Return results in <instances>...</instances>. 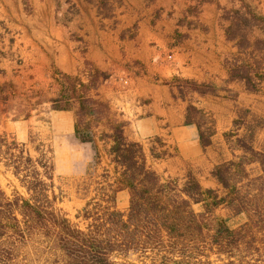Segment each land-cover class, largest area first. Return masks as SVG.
<instances>
[{"label":"trees","instance_id":"obj_1","mask_svg":"<svg viewBox=\"0 0 264 264\" xmlns=\"http://www.w3.org/2000/svg\"><path fill=\"white\" fill-rule=\"evenodd\" d=\"M225 18V36L236 47L225 61L228 77L249 92L258 91L264 82V13L242 3L228 9ZM56 74L60 89L50 99L51 108L72 110L75 139L93 149L92 189L76 213L84 226L58 207L50 150L38 144L33 155L26 142L0 134V161L24 189L7 194L0 186V264H16L29 243L45 245L55 264H264V142L256 144L260 124L253 126L241 115L223 132L231 156L210 170L216 187H204L191 168L181 177H162L149 166L143 144L125 135L126 121L90 93L102 73L95 71L87 82L78 74ZM171 79L182 98L214 92L207 82ZM184 123L196 127L201 148L211 144L215 122L191 98ZM149 151L153 158L166 152ZM104 154L112 173L97 172ZM253 163L258 166L254 175L248 168ZM121 189L129 195L124 211L116 205ZM219 208L229 215H217Z\"/></svg>","mask_w":264,"mask_h":264},{"label":"crops","instance_id":"obj_2","mask_svg":"<svg viewBox=\"0 0 264 264\" xmlns=\"http://www.w3.org/2000/svg\"><path fill=\"white\" fill-rule=\"evenodd\" d=\"M72 2L79 14L67 20L66 0H0V100L8 101L15 95V89L24 88L30 94L27 100L33 102L41 93L40 88H33L42 87L47 80H53L54 90H58V78L51 74V66L76 74L82 60L79 43L83 37L88 44L87 58L96 68L108 73L90 93L108 102L111 111L115 107L122 113L127 138L142 143L145 152L150 146L158 152L167 151L169 147L164 142L173 144L174 151H167L162 158L146 153L148 164L150 159L154 160L151 168L158 174L177 168L185 173L191 168L197 171L202 184L200 168L207 166L208 179L216 185L210 175L211 151L220 124L217 123L211 144L201 148L196 127L184 123L187 98L180 97L167 81L175 75L201 81L207 80L206 75L215 77L216 72L227 74L224 61L236 47L225 36L228 20L223 12L241 3L250 4L245 0H121L115 28H98L95 32V0ZM139 3L149 11L142 18ZM86 8L90 28L82 23ZM115 8L107 14L111 18L115 17ZM156 12H159L157 17ZM135 22L137 30L131 33L125 30ZM165 54L171 59L164 60ZM17 56L23 59L21 65L16 62ZM15 65L19 69L13 68ZM42 96L36 103L48 101L45 94ZM221 100L226 105V99ZM214 101L199 97L196 104L207 110L215 106ZM223 109L226 111L227 106ZM59 116L65 121L56 123L54 135H73L71 112L61 110ZM156 137L164 141L157 149L152 142ZM64 148V144L55 145L57 158ZM120 192H125L126 205L129 197L127 189L119 190L118 208Z\"/></svg>","mask_w":264,"mask_h":264},{"label":"rangeland","instance_id":"obj_3","mask_svg":"<svg viewBox=\"0 0 264 264\" xmlns=\"http://www.w3.org/2000/svg\"><path fill=\"white\" fill-rule=\"evenodd\" d=\"M72 1L73 0H66L67 8L65 15L67 20H72L74 15L79 14L77 6H75ZM101 1L106 3L105 8L100 6ZM245 1H247L255 11L264 13V0ZM120 6L121 0H95V32L98 28H103L105 30L115 28L118 21L117 14ZM138 6L141 9L140 14H143L140 18L149 13V11L141 3H139ZM113 7H116V12L115 17L111 18V15L107 14H109L110 9ZM158 13L159 12L155 13V17H157ZM225 13L226 11L223 12L224 18ZM82 23H85L86 27L89 26L90 14L88 8H86L85 12L83 13ZM221 26H223L222 23ZM137 28L138 25L135 22L127 26L125 30L131 33L137 30ZM87 45V40L81 37L79 51L81 53L82 60L76 74L79 75L81 81L87 82L90 78V75L94 74L95 71H99L103 74V76L99 78L100 82L102 79L108 76V73L96 68L95 65L87 58ZM234 53L235 52L229 54L227 59L231 60ZM165 56L166 58H164V60L171 59L169 58V54H165ZM15 59L18 65L23 63L21 56H17ZM227 59H225V61ZM156 60L158 61V59ZM13 68L16 70L19 69L16 65ZM56 71L62 72L53 64L51 66V74H55V76H57ZM14 73H16L15 70H13V74ZM206 76H208L205 78L207 80L196 81L207 82L213 87L214 92H208L206 94L192 92L191 94H186V98L187 101L189 98H191V101L194 105L201 108L205 113H208L213 118L215 122V128L217 127V123L218 125L220 124V130H218V133L214 135L213 149L211 148V161L212 164H214V162H218L231 156L222 134L225 130H228L232 127V121L237 116L245 115V120L250 122L253 126L260 124L261 126H257L256 129V144L259 145V143L261 144L264 142V82L258 91L249 92L245 90L241 81L230 80L228 77V70L227 74L216 72L215 77H211L210 75ZM171 81L172 79L168 80L167 83L173 85L178 93L176 85ZM54 83L55 82L53 80H47V82L42 87L37 88V86H35L33 89L40 88L38 91H41V93L37 94L38 98L34 99L33 102L27 100L30 94H28L24 88L15 89V95L13 96L12 94L8 101L0 100V134L6 133L15 137V139L18 141L26 142L27 148L33 155L36 154L34 147L38 144H42L45 150H50L52 161L54 163L55 184L57 186L56 192L60 198L58 207L72 222L78 224L80 227H83L84 223L76 217V213L78 209L85 203V200L89 197V192L92 189L93 180L95 177V166L92 164L93 149L90 144L79 143L72 134H63V136L54 135L53 127L56 125V123L65 121V118L59 116L61 110L51 108L50 99L51 97L55 96L57 91L60 89V84L58 83V90H54ZM43 94H45L44 98L48 99V101L45 103H36L38 99H43ZM24 95L26 96L24 97ZM199 97H207L212 100L215 99V106H212L211 109L205 110L196 104V101L199 100ZM219 98H225L227 101L226 105ZM34 105H37L35 109H33ZM224 106H227L226 111L223 109ZM32 109L33 111H31ZM228 109L230 113L228 112ZM68 111H70L74 117V112L72 110ZM112 113H114L117 118L122 119V113L117 108L112 107ZM161 138L163 139L162 136ZM152 142H154L153 147H156L157 149L162 146L164 141L162 142L156 137ZM219 142H221V144ZM57 143L65 145V148L60 152V157L58 154V158L54 151L55 145ZM164 143L169 147L167 148L169 153L174 151L172 146L173 144L169 142ZM99 146H101V144H99ZM148 147L149 146L147 144L146 148ZM151 148L152 147L150 146L149 150ZM152 149L155 153H159L158 151H155L154 148ZM146 153L148 154L150 151H147ZM153 161L154 160L152 159L149 160L150 166L152 165ZM99 166L100 167L97 170L98 172H101L104 168L108 169V171L112 173V165L109 163L108 158L105 155H103ZM248 168L252 175L258 172V166L255 163L251 164ZM200 170L202 171L200 172L202 184L204 186L216 187V185L211 182L210 179H208L209 168L205 166L202 169L200 168ZM195 172L197 173V171ZM183 173V169L180 170L177 168L173 172H168L167 174L162 173L160 175L163 177L166 175L180 177ZM88 184H90L89 188H87ZM0 186L7 194H11L14 190L20 192L24 191V189L19 185L18 180L8 169L5 168L1 161ZM117 198L119 209L124 211L127 207L125 192H120ZM216 214L219 216H228L229 212L224 208H219L216 210ZM51 257L53 256H49V249L45 245L38 246L34 243H29L22 248L21 255L17 258L16 264H55L51 262L53 260Z\"/></svg>","mask_w":264,"mask_h":264}]
</instances>
